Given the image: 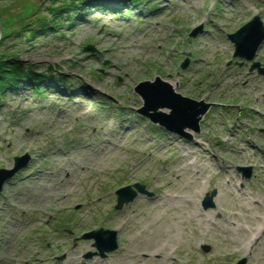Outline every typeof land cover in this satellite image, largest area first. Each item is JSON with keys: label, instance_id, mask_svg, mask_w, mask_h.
Listing matches in <instances>:
<instances>
[{"label": "rangeland", "instance_id": "obj_1", "mask_svg": "<svg viewBox=\"0 0 264 264\" xmlns=\"http://www.w3.org/2000/svg\"><path fill=\"white\" fill-rule=\"evenodd\" d=\"M49 2L0 0V53L42 75L0 98V168L26 155L0 189V264H264V39L245 59L227 37L264 26V0H82L29 37L35 14L16 16ZM156 75L209 104L192 139L137 113L134 86ZM133 182L152 195L116 209ZM99 227L118 248L82 258Z\"/></svg>", "mask_w": 264, "mask_h": 264}, {"label": "water", "instance_id": "obj_2", "mask_svg": "<svg viewBox=\"0 0 264 264\" xmlns=\"http://www.w3.org/2000/svg\"><path fill=\"white\" fill-rule=\"evenodd\" d=\"M255 26L256 32H254ZM227 36L233 42L234 56L251 59L256 48L264 38V26L258 17L255 16ZM83 49L93 50L90 45H87ZM186 62L187 60H185L182 66H185ZM254 65L257 66V63H254ZM259 72L264 73V69H259ZM134 91L142 100V105L137 109L139 114L146 116L150 122L156 123L167 131L177 133L180 137L186 139L192 138V133L199 131V121L209 107V104L203 102L202 99L195 100L175 92L170 83L162 80L157 75L151 81L142 80L137 82L134 86ZM22 156H15L13 158L16 161L13 168H0V186L3 181L24 163V160L22 163L21 159L26 158V155ZM237 169L244 171L243 175L245 177L249 176L250 167H238ZM138 192L149 194V192L144 190L143 185L138 182L118 188L115 191V208H120L123 203L131 201ZM214 194V189L209 195L205 194L201 201L203 208L212 206L211 198ZM115 234L116 231L113 229L98 228L83 233L81 237L92 238L94 240L93 246L96 247L98 254L103 256L104 252L112 251L116 248ZM203 248L204 250L208 249L207 246ZM93 254L95 252H86L84 257H90ZM244 262L245 259L241 258L235 264H244Z\"/></svg>", "mask_w": 264, "mask_h": 264}, {"label": "trees", "instance_id": "obj_3", "mask_svg": "<svg viewBox=\"0 0 264 264\" xmlns=\"http://www.w3.org/2000/svg\"><path fill=\"white\" fill-rule=\"evenodd\" d=\"M135 1L138 0H132V2ZM91 2H93V0H87V3L85 5H90ZM82 4V0H50L49 4L45 8L46 14L48 15L37 14L36 5L34 6V4H26L23 8L22 17H18V14L16 18L25 19L26 17H30L35 14L33 27L26 28V30H28L29 37H33L38 34H46V32H49L50 29H53L51 28V26L57 24L59 18H62L64 16H66L68 22H71L68 11L71 9L74 10L75 7H77L78 5L81 6ZM9 20L10 22H14L15 19L11 18ZM29 22L30 21H28L24 25V27L31 26L33 22ZM15 32L18 35L20 31L16 30ZM8 34H11L10 31L4 33L2 37ZM40 77H42V75L34 73L30 64L24 65L16 54L0 53V98L2 92L6 88L15 85L17 86L18 84H21L22 81L27 80L35 82L36 84V81H39Z\"/></svg>", "mask_w": 264, "mask_h": 264}, {"label": "bare ground", "instance_id": "obj_4", "mask_svg": "<svg viewBox=\"0 0 264 264\" xmlns=\"http://www.w3.org/2000/svg\"><path fill=\"white\" fill-rule=\"evenodd\" d=\"M29 117H30V116L28 115V116H26L25 118H29ZM18 123H20V120L17 121V122H12L11 126H12L13 124H18ZM6 156H7V153H6ZM0 161L3 162V163L5 164L6 167H9V160H8L7 158H5L4 154H3V156H2V154H1ZM3 183H4V182H3ZM3 183L1 184L0 189L2 188ZM56 190H57V188H56ZM166 196H167V197H171V196H169V195H166ZM30 198L32 199V198H33V195H31ZM168 202H171V204H172L174 201L168 199ZM190 216H191V215H188V217H190ZM153 218H154V217H153ZM199 220H200V219H199ZM178 222H179V223H182L181 220H179ZM132 228H134V226H133ZM82 239H84V238H82ZM82 258H84V259H88L87 257H84V255H82Z\"/></svg>", "mask_w": 264, "mask_h": 264}, {"label": "flooded vegetation", "instance_id": "obj_5", "mask_svg": "<svg viewBox=\"0 0 264 264\" xmlns=\"http://www.w3.org/2000/svg\"><path fill=\"white\" fill-rule=\"evenodd\" d=\"M108 254H109V253H108ZM108 254H106V255L104 256V258L107 257ZM141 256H142V257H145V259H147V258L149 259V257H147V253H142Z\"/></svg>", "mask_w": 264, "mask_h": 264}]
</instances>
